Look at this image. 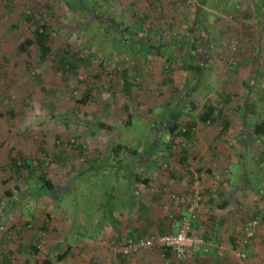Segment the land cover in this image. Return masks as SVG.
I'll use <instances>...</instances> for the list:
<instances>
[{"label": "rangeland", "instance_id": "obj_1", "mask_svg": "<svg viewBox=\"0 0 264 264\" xmlns=\"http://www.w3.org/2000/svg\"><path fill=\"white\" fill-rule=\"evenodd\" d=\"M235 2L236 0H0V41H7L8 46L3 51L9 55L11 53L13 61L17 63V66H11L13 67L12 73L14 76L21 74L20 80L27 78L35 81V79L40 78V84L35 86L32 83L33 86H29L30 92L38 87L44 89L40 98L37 96L35 99L29 96L28 99H24L22 106L26 113L32 109L31 114L28 113L27 115L22 112L23 114H20L18 118L15 110L13 112L14 121L22 120L23 123L29 122L34 126L44 127L41 138L44 142V148H41L40 145V150H38V145L32 141L29 144L30 150L27 151L35 154L41 152V154L39 153L41 159L34 157L29 160V158L19 156V150L16 147H14L12 156L15 159L17 157L26 159L34 167L44 170L48 178L55 180V175L49 167L52 168L54 164L56 151L64 150L69 151L68 153L77 151L79 158L83 159L89 149L82 141L85 136L82 137L79 134L80 138L71 137L69 140L66 137V140H63L64 138L58 134L61 128L67 127L66 121L90 119L91 122L100 119L98 115L97 120L91 119L89 114L95 111L96 106L92 105L91 99H98L96 94H100L102 99H108L114 104L119 103V106L123 108L126 107L127 109V105H129L128 110L133 106L132 95L125 97L127 100L129 99L128 103L119 101L122 100L119 89L122 87L123 77L115 74L116 69L128 72L127 80L131 89L142 88L146 92L155 89L156 78L159 83L167 79L166 77L170 73L166 74V71H171L174 82L169 81L167 86L159 84L164 89L174 88L176 90L183 86L187 89L192 84L193 87L194 85L198 86L197 77H195L197 75L194 76L192 72L184 70L185 59H182V55L184 57L190 56V46L194 47V45L197 49L208 51V48H205L208 47L209 42L212 44L215 42L217 46L220 45L215 65L216 72L220 74L219 79H216L217 89L221 91V93L218 92L221 95L218 99L219 103L223 104L225 100L228 103L227 98L223 96L226 89L231 91L237 88L243 89L244 82L248 83L249 87L255 82L253 90L247 89L250 93L247 103L254 106V113L238 115L241 122L245 121V125L239 131H245L251 136L254 125L264 119V12L261 21L263 29L261 42L263 44L258 49L256 46L253 47L250 43L248 44L244 36L245 33L240 26L241 22L236 21L238 20L236 16L228 14L230 10L235 8ZM198 8L203 12L204 26L202 28L195 27L193 24L196 19L195 11ZM28 16H33L38 21L50 25V43L54 49L51 60L37 64L35 61L38 60V56L33 53V49H29V53L18 52L19 45L24 43L27 38L32 37L37 25H42L29 22ZM252 19L248 18L244 27L250 26L248 33L253 37L258 32L259 26L253 14ZM227 25L235 26L233 29L236 31L219 30L218 32L216 30L218 27H226ZM208 32H211L209 38L207 37ZM183 37L185 40H182ZM92 40L96 44L92 45ZM120 40L141 42L143 44L141 49L143 57L139 53L131 51L128 44L125 46ZM131 42L129 43L133 46V50H136V43ZM234 42L238 46L236 51L229 49V45ZM166 44L173 45L174 55H171L169 61L159 57V54L156 53L160 48L163 49ZM88 45L92 46L90 48L92 51ZM251 47H253L252 50H249L248 48ZM63 49L70 50L78 57V59L73 58L71 62L76 66L75 71L69 68L67 70L59 68L58 63L61 59L60 56H63ZM148 49H150L149 52H147ZM243 49L249 50V54L252 56L249 54L245 57L240 56ZM3 51L1 52L2 56L4 55ZM145 55L151 59L149 65L140 64L137 60L139 56L144 58ZM240 57L245 59L241 62ZM258 61L262 62L260 76L263 77L255 81L250 73L256 75ZM3 70H6V67H0V73ZM138 72L143 73L137 75ZM200 88L199 92L201 93L203 87ZM231 93L233 103L245 104V96L238 92ZM252 93L253 95H251ZM98 100L100 101V98ZM193 102L187 106L188 113L194 119H199L202 109L209 103L207 99L203 101V98H199V96H196ZM201 107V112L198 114ZM196 108L198 110H195ZM186 119L187 116L180 124L179 130H183V132L187 130L190 123ZM126 122L127 120L122 123V126L117 125V127L121 132L131 135L133 139L148 140L151 133L154 132L151 125L144 122L135 120L132 126H126ZM171 123L164 122V126L157 130L165 148L162 153L168 150L172 154L169 160H167L168 155L166 156V153L162 156L163 159L165 158L163 164L168 165L172 160L174 162H171V166L167 167L176 170L177 165L175 166V164L182 159L185 154L184 151L187 150L184 142H181L183 138L177 137L171 142L168 140L165 131L169 130ZM17 129L19 128L17 127ZM16 131L14 128L13 132L16 133ZM67 132H70V128ZM135 143L130 142L129 145L133 148L144 149L147 147L140 142ZM76 146L78 148L75 149ZM111 146V144H106L105 147L109 151ZM233 147L235 146L233 145ZM79 148L81 150H78ZM228 148L232 149V146L228 145ZM243 155H245V165L232 167L231 183L236 191L243 186H246L247 189L245 192L238 191L235 193V205L239 207H237L232 221V241L228 243L229 246L225 244H220L217 247L214 244L211 245L218 251L217 259L214 255L209 260L210 250L205 259L201 258L200 253H198L197 256L191 255L182 263L174 261L172 257H165L164 253L157 249L144 250L130 259L116 255L111 245L113 241L120 240L122 242L137 238H134L135 234L129 236L130 231L127 230L123 235L124 228L117 223L115 225L106 224V229H101L106 219L110 217L111 206L113 203L117 204L116 199L112 200L113 202L108 200L111 196L114 198L117 196L115 187L120 179L113 177L110 169L99 167L98 171L86 176L84 181H78L71 186L70 191L63 196L56 195L57 191L54 190L43 198L47 208L49 206L46 211L53 212L55 210L58 213L57 215L53 214L54 218L48 217L47 214L44 219L37 217L36 214L32 216L30 213H36V209L33 208L32 211L24 209V204V214L18 211V214H12L7 219L14 225H17L19 219L24 221V223L19 222V225L23 223L22 228L26 232L25 234L21 236L10 229L11 237L9 234L7 235L6 224H0V239L3 234L8 243H14L18 246L19 242L22 241V245L25 246V248L18 247V250L23 252L22 255L11 251L13 255L9 262L10 264H45V261H50L52 264H214L217 261L218 264H264V140L254 141L248 153ZM186 166L192 170L191 165L185 163L182 165L184 171ZM2 172L0 171V173ZM27 172L26 167L14 169L11 172L12 181L23 183V177L24 175L27 176ZM62 174V172L61 174L57 173L58 178L55 182L62 178ZM66 177L69 178L70 182L71 178L69 176L63 178ZM37 179L36 173L32 176V180L36 181L34 193L39 194L37 190L40 184ZM222 183L224 184V181ZM33 184L32 181L28 183V186L33 187ZM68 184V181L64 182L62 187H69ZM23 195L21 196L24 197ZM30 202L32 207H35L38 200L33 197L30 198ZM50 205L53 208H50ZM173 206L176 208H173L176 214L171 209H168L169 213H167V209L164 210L160 207L152 209V213H148L150 215L146 216L152 231L141 234V237L150 238L165 233H175L173 221L181 212L174 203ZM244 208L246 215L244 221L241 222V213ZM69 210L72 214L67 213ZM5 212L6 209L0 202V213L4 215ZM71 216L73 217L70 224ZM63 218L65 220L61 221ZM159 220L162 221L161 224H159ZM69 227L70 232H68ZM20 236L23 237L21 240L19 239ZM206 243L208 244L206 247L210 246L207 241ZM31 246L37 247L39 252L34 254L30 249ZM66 252H68L66 258L62 262H57L58 257ZM2 253L0 251V264H3Z\"/></svg>", "mask_w": 264, "mask_h": 264}, {"label": "crops", "instance_id": "obj_2", "mask_svg": "<svg viewBox=\"0 0 264 264\" xmlns=\"http://www.w3.org/2000/svg\"><path fill=\"white\" fill-rule=\"evenodd\" d=\"M263 12L264 0H236L235 8L228 12V14H234V16H236V19H238L236 21L241 22L240 26L245 33L244 36L246 41H248V44L250 43L253 45V47L256 46L258 49H260L263 44V42H261L263 34L261 25ZM252 14L257 20V24L259 26L257 30L258 32L255 33L253 37L248 33L250 26L244 27V23L248 20V18L252 19ZM234 27L227 25L226 27H218L216 30L218 32L219 30L227 32L230 30H235L233 29ZM129 42L130 41H124L125 46L128 44V47L131 48V51H134V53H139L140 55L143 54V51L141 50L143 48V44L141 42H131L136 43V50H133V46H131ZM7 46V41H0V67H6V70H3L2 73H0V171H3L0 173V202L3 205V208L6 209L4 215L0 213V224H6L7 235L9 234L11 236V231H13L16 234L22 236V234L26 233L22 228L24 221L19 219L17 221V225H14L13 223L8 222L7 217H11L12 214H16L18 211L19 213L24 214V204V209L31 211L33 208L36 209V213H30V215L33 216L36 214L37 217L42 219H44L46 214L48 217L51 216L54 218V215H57L58 213L55 212V210L53 212L46 211V209H49V206L47 208L43 198L47 195H38L37 193H34L36 181L32 180V177H30L28 172L27 176L24 175L23 177V183L21 181H12L13 177L11 172H13L14 169H10L9 164L13 158L12 155L14 153L13 151L15 150L14 147L19 150V156L29 158V160L34 157L41 159V152H39L40 154L27 152L30 150L29 144L32 141L38 145V150H40V145L41 148H44V142L41 140L42 133H44V127L38 126L37 124V126H34L29 122L23 123L22 120L14 121L13 112L15 110L18 118L20 117V114H23L22 112L26 113V110H24L22 106L25 101L24 99H28L29 96H32L35 99H37V96L40 98L44 93V89L42 87L39 89L38 87L36 90L30 92L28 90L29 86L32 85V83L35 86L40 84V78H38L39 80L35 79V81L29 80L27 78L20 80L21 74L16 76L13 75V67L11 66H17V63L13 61L11 53L9 55L6 54V51H3ZM207 46L208 47L205 49L208 48L207 50L211 53L209 65L208 68L205 67L204 64L200 66L202 68L199 69L197 74L198 86L196 87H193L192 84V86H188L187 89H185L184 86L181 87V89L178 88L176 90L174 88L164 89L163 87L159 86V84L167 86L169 81H171V83L174 82L171 71H166V74L170 73L166 77L167 79H164L161 81V83H159L158 79L156 78L155 89H150V91L148 90L147 92L142 88L131 89L127 80L129 77L128 72L119 71V69H116V75H121L122 77L124 76V79L122 78L123 81H121L122 87L119 89V92L122 95V100L119 101L128 103L129 99L127 100L125 97L132 95L131 101L134 102L133 106L128 110L129 105H127L126 109V107L123 108L122 106H119V103L114 104L108 99H102L100 94H96V97L100 98L99 101V98H92V95H94L92 93L91 102L92 105L96 107L94 109L95 111L89 114L91 115V119L95 118V120H97V115L100 117V119L91 122L90 119L85 121L80 119H77V121H66L65 125L67 127L61 128V131L58 132V134L64 138L63 140H66V137L69 140L71 137L80 138L79 134L82 135V137L85 136V138L82 139L83 144H86L89 147L87 153L84 155L85 157L83 159L79 158L77 151L70 153H68L69 151L64 150L56 151L54 156V164L52 165V168L49 167V169L53 171L55 180L58 178V172L60 174L61 172L63 173L61 176L62 178H59L56 182L53 180L55 190L57 191L56 195L59 194L61 196L69 192L71 186L75 185V183L82 180L84 181L86 176L98 171L99 167L101 169H110L112 171V176L116 179H120V181L115 187L117 193V196L115 197V202H117V204L114 203L115 211L113 217H111V219L107 221L106 224L115 225V223H117L118 225H122L125 231L122 232L123 235H125L127 230L130 231L129 236L135 234L134 238L138 239L143 238L141 237V234H146L152 231L150 230V223H148L146 219V216L150 215L148 213H152V209L159 207L164 210L171 209L175 212L174 214H176V211L173 210V208H176L173 206L170 195H188L191 183L190 172L197 169L207 171L209 173V179L204 185V202L197 211L196 218L193 221V231L196 237L203 239L205 242L207 241L210 246L206 247L208 245L206 244L205 248L203 247L204 249L202 248L194 255L197 256L198 253H200L199 256L205 259L209 255H207V253L210 250L211 255L209 256V260H211V257L214 255L217 259L216 255L218 254V251H216L211 245L214 244L217 247L220 244H225L226 246H229L228 243L232 241V221L236 213V209L239 207L235 205V193L238 191L245 192L247 189L246 186H243L240 189L238 188L236 191L234 185L231 183L232 167L245 165V155L243 154L248 153L250 147L253 144L251 137L252 135H248L245 131H239L240 128L245 125V121L241 122V120L238 118V115L242 113H248L247 106L250 104L247 103V99L250 97V93L247 89L251 88L250 90H253L255 88V82L251 84V87H249L248 83L244 82L243 89L237 88L233 91L226 89L223 96L227 98L228 103H226V100L223 104L219 103L218 99L221 95L218 92L221 93V91L217 89L216 79H219L220 74L219 72H216L215 65L217 63V53L220 45L217 46L215 42H213V44L209 42ZM253 47L248 49L252 50ZM164 48L166 51H164ZM172 48L173 45L166 44V46H163V49L160 48L156 53L159 54V57L169 61L171 55H174ZM29 49H33V53L37 54L38 60L35 62L38 64L40 61L38 47L35 45L31 48L28 47L27 51L24 53H29ZM149 50L150 49H148L147 52H149ZM202 50L203 49H199V51L202 53L206 52ZM245 50L246 49H243L240 56H248L249 50ZM2 51L4 52L3 56L1 53ZM164 52L167 53L165 55H160V53L163 54ZM187 56L192 61H196L193 59L194 57L192 56V53L190 56ZM249 56L252 55L249 54ZM142 57L139 56L137 59L140 64L146 63L149 65L151 63V59L147 57V55H145L144 58ZM244 59L245 58L240 57L239 60L242 62ZM23 60L26 61V59ZM198 62L203 63L201 59L200 61L198 59ZM257 63H259V65L257 66L256 75L254 73H250V76L252 79L255 78V81H258L263 77L260 76L262 62L258 61ZM156 71L159 72L158 70ZM142 73L143 72H138L137 75H142ZM124 81H126V83ZM200 87H203V92L201 93L199 92L201 89ZM231 92H238L242 96H245V104L241 105L233 103V95ZM253 93L251 95H253ZM116 95L118 94L116 93ZM180 96L182 97L180 98ZM196 96H199V98L202 97L203 101L207 99V102L209 103V105L205 106L203 109L202 107L199 108V110L197 108L195 109L198 110V114L201 112V109L203 110L199 116V119H194L192 115L188 113L187 108L191 102L194 103L193 101ZM208 107L214 108L216 117L222 115L221 118L214 121L213 123L203 122L201 120V116ZM32 112V109H30L26 114L28 115V113L31 114ZM186 116V120L190 122L188 125L194 126L192 137L188 140L183 138L181 141L184 142L187 151H184L185 154L182 157V159L184 158L183 161L180 159L179 162L175 164V166L177 165L175 167L176 170H172L168 167L169 165L171 166L170 163L174 161L171 160L168 165L166 163L163 164V160L165 158L163 159L162 156H164L166 153V156L168 155L167 160H169L172 154L171 151L169 152L168 150H166L165 153H162L165 148L161 143L160 134H158L159 132L157 129L163 127L164 122H168V124L172 122L171 125H173L176 121L183 122ZM125 120H127L126 126H132L133 121L135 120L149 124L151 125L154 132L151 133L148 140L133 139L131 135L121 132L117 127V125L122 126V123ZM100 123L106 125L108 129L100 128ZM17 127L19 129H17ZM14 128L17 130L16 133L13 132ZM68 128H70L69 133L67 132ZM165 132L167 133L168 140L171 142L173 137L171 136L169 130ZM130 142H140L141 144L147 145V147H145L146 149H141L139 155L135 156L133 161H127L128 163H126L124 167H113V146L118 143L127 144L129 146ZM106 144L112 145L111 150L108 151V149H106ZM228 145L232 146V149H229ZM233 145L235 147H233ZM76 148L78 147L76 146L75 149ZM42 152H45V150H42ZM185 155L187 157H185ZM182 163L190 164L192 170L186 166V170L184 171L182 168ZM64 176H69L71 181L69 182V178L67 177L64 179ZM216 178H220L221 180L218 184L213 182V180ZM32 181L34 183L33 187L28 186V183ZM67 181L69 183V187H62V184H64V182L66 183ZM223 181L224 184L222 183ZM65 188H67V190H64ZM22 194H24V197L21 196ZM33 197L38 200L35 207H32L30 202V198ZM50 208H53V206L50 205ZM169 212L170 211L168 210L167 213ZM67 213L69 214L71 211L69 210ZM241 214V222H243V219L246 215L245 208ZM72 217L73 216L70 217V224ZM179 219L180 215L177 216L175 221H173V227L175 229L174 232H176L178 229L180 221ZM63 220L65 219H61V221ZM19 222L23 223L19 225ZM161 222L162 221L159 220V224H161ZM106 224L102 230L106 229ZM128 227L129 229H127ZM68 232H70V227ZM3 236L4 235L2 234L0 239V249L4 248L11 254V251H13V253H17L18 255L23 254V252L18 250V247L25 248V246L22 245V241H20L19 245L17 246L14 245V243H8L5 238L6 236ZM21 236L19 237L20 240L23 238ZM215 262L214 264H218L217 261Z\"/></svg>", "mask_w": 264, "mask_h": 264}, {"label": "trees", "instance_id": "obj_3", "mask_svg": "<svg viewBox=\"0 0 264 264\" xmlns=\"http://www.w3.org/2000/svg\"><path fill=\"white\" fill-rule=\"evenodd\" d=\"M28 17H29L28 18L29 22H34L36 25L37 24H42V25H37L36 29L33 31L32 37L31 38H27L24 43L19 45L18 52L19 53H24V52L27 51L28 47L31 48L32 46L35 45V46L38 47L39 60H40L39 62H44V61H47V60H51L53 58L52 56H53V53H54V49H53V46L50 43V40H51V30H50V27H49L50 25L48 23H46V22L42 23L41 21H38V19H36L33 16H28ZM202 17H203V12L201 11V9H199V8L196 9V11H195V18L196 19H195V21L193 23L195 27L202 28L204 26V22H203ZM210 33L211 32L207 33V37L208 38L210 37ZM182 40H185V38L183 37ZM120 41L122 42V44H124V41H122V40H120ZM94 44H96V43H95L94 40H92V45H94ZM177 44L179 45L180 43H177ZM88 47L90 49L92 46L88 45ZM164 51H166L165 48H164ZM190 51L192 53V56L194 57L193 59H195L196 61L194 62L188 56H187L188 57L187 58V57H184L182 55V58L185 59V63H184L185 68H184V70L192 72L194 74V76H195V75L198 74L199 69L202 68V67H200V66H202V64H204V66L208 68L209 61H210L209 58L211 56V53H210V51H206L205 53H202V52L199 51V49H197L195 47V45H194V47L190 46ZM166 53L167 52H164L163 54L160 53V55H165ZM75 57L78 59V57L75 55V53H72L68 49H63V56L62 55L60 56L61 59H60V62L58 63L59 64V68L62 69V70H67L69 68V69H72V70L75 71L76 66H74V64L71 63L73 58H75ZM201 57H203V58H201ZM198 59H199V61L201 59L203 61V63H199ZM122 74H124V73H122ZM195 77H197V76H195ZM123 79H124V76H123ZM124 82L126 83V81H124ZM194 87H196V86L194 85ZM247 109H248V113L249 114L254 113V110H253L254 106L253 105L247 106ZM221 116L216 117L215 109L212 108V107H208L207 110L204 112V114L201 116V120L203 122H205V123H209V122L213 123L214 121H216L219 118H221ZM180 124H181V122L176 121L173 125L170 126L169 132H170V134L173 137L172 139H175L177 137L178 138H185L187 140L190 139L192 137V130H193L194 126L193 125H188L187 130L183 132V130H179L180 129ZM99 126H100V128H107L108 129V127L106 125H104V124L100 123ZM251 137H252L253 142L256 141V140H262V139L264 140V119H262L261 121L257 122L254 125ZM141 149H143V148H133V147H131V145L128 146L127 144H122V143L115 144L113 146V150H112V157H113L112 165H113V167H119V168L120 167H124L125 164L128 163L127 161H130V160L133 161L134 157L139 155ZM185 157H187V156L185 155ZM183 159H181V161H183ZM18 162H20V164H18ZM263 162H264V159H263ZM11 163H12L11 165L9 164L10 169H22V168L26 167V170L29 172L30 177L36 175V173H37V178H38L37 182L40 184L39 185L40 187L37 190V192L39 194H46L47 195V194L52 193L55 190L53 180L48 178L47 174L41 168L38 169V168L34 167L32 163H29L26 159L23 160L21 157H17L16 159L13 157L12 160H11ZM182 165H183V163H182ZM196 171L197 172H201L202 170L197 169ZM38 172H40V173H38ZM190 178H191V172H190ZM189 192H190V188H189ZM114 199L115 198L113 196H111L108 201L109 202H113ZM111 207L112 208H111V211H110V214H109L110 217L106 219V221L102 225V228L106 224L107 220L108 219L110 220L111 217H113V214H114V211H115L114 203H113V205ZM165 234H168V233H165ZM165 234H162V235H165ZM118 242L120 243L121 241H118ZM30 249L32 250V252L34 254L39 252V250L35 246H31ZM0 251L3 252L2 253L3 254V256H2L3 257L2 258L3 264H10L9 259L11 258L13 253L11 254L10 252H7V250L5 252L4 248L3 249L1 248ZM67 255H68V252H66L65 254L59 256L58 259H57V262H62L66 258ZM164 256L165 257H172L174 259V261H176V262H180V263L184 262V261H182V262L181 261H177L172 256L170 251H168V250H166L164 252ZM45 264H52V263L50 261H45Z\"/></svg>", "mask_w": 264, "mask_h": 264}, {"label": "built area", "instance_id": "obj_4", "mask_svg": "<svg viewBox=\"0 0 264 264\" xmlns=\"http://www.w3.org/2000/svg\"><path fill=\"white\" fill-rule=\"evenodd\" d=\"M237 48L235 42L229 45V49L232 51H236ZM208 179L209 174L206 171L197 172L192 170L189 194L171 195L172 202L181 212L179 226L175 233L150 238L128 239L120 243L113 241L111 245L114 253L120 257L130 259L144 250L157 249L163 253L168 250L177 261L182 262L199 252L207 243L194 235L193 221L204 202V185ZM220 181V178L213 180L215 184Z\"/></svg>", "mask_w": 264, "mask_h": 264}]
</instances>
